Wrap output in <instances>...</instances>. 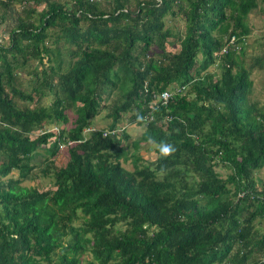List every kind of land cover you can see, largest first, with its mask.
Returning a JSON list of instances; mask_svg holds the SVG:
<instances>
[{
    "label": "trees",
    "instance_id": "trees-1",
    "mask_svg": "<svg viewBox=\"0 0 264 264\" xmlns=\"http://www.w3.org/2000/svg\"><path fill=\"white\" fill-rule=\"evenodd\" d=\"M258 8L0 0V264H264V105L250 100L264 55L244 45ZM231 35L239 50L220 51ZM103 108L108 128L143 127L132 152L127 133H83Z\"/></svg>",
    "mask_w": 264,
    "mask_h": 264
},
{
    "label": "rangeland",
    "instance_id": "rangeland-1",
    "mask_svg": "<svg viewBox=\"0 0 264 264\" xmlns=\"http://www.w3.org/2000/svg\"><path fill=\"white\" fill-rule=\"evenodd\" d=\"M247 23L250 27V32L248 33L247 41L244 45H246V50H247V57H260L264 55V10H261L260 8L253 10L248 18H247ZM174 30L175 31H181L184 30V23L180 20H177L174 23ZM169 39L175 40L174 43L167 42L166 47L168 50L175 51L178 48V41L172 37ZM156 50V48L154 47ZM153 49V50H154ZM157 51V50H156ZM250 58L247 63H250ZM211 70L213 69V66L211 67ZM17 73L21 75L22 77L24 76V72L18 70ZM252 79H253V91L250 95V100L251 101H259L260 104L264 105V70L261 71H254L252 73ZM107 109H101L93 118H92V124L96 128L100 129L103 127H108L110 124V119L106 116ZM136 124L132 123H127L125 124V128L123 130L124 135L127 133L129 135V138L125 139L123 138L121 142V147L128 150V152H132L134 150V147L131 145V141L135 140L136 138H139L141 135V131L137 129L138 126ZM128 129V130H126ZM152 142H145L141 141L140 145L143 147L140 149V153L143 155L144 158L146 159H152L154 156H156L155 152L153 150H146V147H149L148 144H151ZM59 162L63 164V160H59ZM123 166L126 167L127 169H132L133 166L131 164V161L127 163H123ZM220 171L223 175L228 171L227 168L221 167ZM260 178L264 179V168L261 169L259 172L256 173ZM34 183V181H30L27 184ZM49 183L48 179H40L38 182V185L43 186L47 185ZM260 227L264 228V219H261V222L259 223ZM86 256H89L86 255ZM90 257V256H89Z\"/></svg>",
    "mask_w": 264,
    "mask_h": 264
},
{
    "label": "clouds",
    "instance_id": "clouds-1",
    "mask_svg": "<svg viewBox=\"0 0 264 264\" xmlns=\"http://www.w3.org/2000/svg\"><path fill=\"white\" fill-rule=\"evenodd\" d=\"M231 36H233V35H231ZM231 36L228 38V40L226 41V43L224 44V45H222V47L220 48V51H223V48L224 47H226V50L225 51H228L229 49H232L233 48V50L236 48L237 50H239L238 49V47H237V45L235 44L234 46L233 45H229V46H227V44H228V41H229V39L231 38ZM171 88H173V90H171ZM166 91H169L170 92V96H169V98H168V100L166 101V103L171 99V97L173 96V94H175V93H173L174 92V86H169V89H165ZM164 90V91H165ZM163 91H160L159 93H153V103H152V105L155 107V108H157L159 105H164V104H166V103H162V99H161V93H162ZM148 113H150L151 114V112H148ZM147 114V113H146ZM145 115V114H144ZM152 115V114H151ZM142 119V118H141ZM143 122V121H142ZM127 123H129V121L127 122V120H125L124 121V123L123 124H127ZM131 123V122H130ZM124 128H125V125H122V124H120V126H118L117 128H108V127H103V128H100V129H102L103 131H102V135L105 137V136H109V135H122L124 132H123V130H124ZM50 130H56V127H51V128H49ZM95 129H98V128H96L95 126H93V124L91 125V126H89V127H86V128H84V131H83V133L85 134V136H88L89 135V133H91L92 131H94ZM45 132H49L47 129L46 130H44ZM114 131V132H113ZM66 145H68L66 142H63V141H61L60 143H59V148L60 149H62L63 147H65ZM159 153H160V156L161 157H163V158H168L169 156H171V155H173L174 153H175V151H176V148L172 145V144H170V143H168V142H166V141H162L160 144H159Z\"/></svg>",
    "mask_w": 264,
    "mask_h": 264
},
{
    "label": "built area",
    "instance_id": "built-area-1",
    "mask_svg": "<svg viewBox=\"0 0 264 264\" xmlns=\"http://www.w3.org/2000/svg\"><path fill=\"white\" fill-rule=\"evenodd\" d=\"M235 40L236 39H235L234 35L231 36V38L228 41L227 46H229V45H233L234 46L236 44ZM225 50H226V47L223 48V51H225ZM169 96H170V92L169 91H166V90L163 91L161 93V96H160L161 99H162V103H166V101L168 100ZM152 118H153V116L150 113H147V114H145V115L142 116V121L143 122H147V121L152 120Z\"/></svg>",
    "mask_w": 264,
    "mask_h": 264
},
{
    "label": "crops",
    "instance_id": "crops-1",
    "mask_svg": "<svg viewBox=\"0 0 264 264\" xmlns=\"http://www.w3.org/2000/svg\"><path fill=\"white\" fill-rule=\"evenodd\" d=\"M43 7V5H41L39 8L41 9ZM157 50V49H156ZM128 122V121H127ZM124 123V120L121 122V124L122 125H125V124H123ZM130 123V122H129ZM132 124H134V123H132ZM118 125H120V123H118ZM136 126H138L137 127V129H139V128H141V129H139L141 132H143L144 131V129H143V127L142 126H139V125H136ZM136 126H132V127H136ZM126 130H128V129H126ZM154 158V157H153ZM152 158V159H153Z\"/></svg>",
    "mask_w": 264,
    "mask_h": 264
}]
</instances>
